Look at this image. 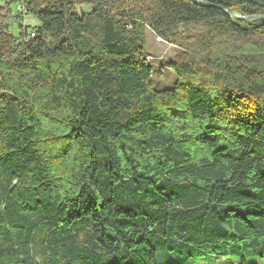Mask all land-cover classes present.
Segmentation results:
<instances>
[{"label":"trees","instance_id":"trees-1","mask_svg":"<svg viewBox=\"0 0 264 264\" xmlns=\"http://www.w3.org/2000/svg\"><path fill=\"white\" fill-rule=\"evenodd\" d=\"M201 1L0 0V264L264 258V0Z\"/></svg>","mask_w":264,"mask_h":264},{"label":"rangeland","instance_id":"rangeland-1","mask_svg":"<svg viewBox=\"0 0 264 264\" xmlns=\"http://www.w3.org/2000/svg\"><path fill=\"white\" fill-rule=\"evenodd\" d=\"M13 15H16L17 4L11 7ZM10 32L13 35L17 34L16 25L13 20L10 22ZM23 23L28 26H36L37 22L28 17H24ZM191 32L202 31L201 27L180 29ZM145 51L148 59L150 58V66L153 69V88L155 90L170 89L175 83V75L171 69V62L178 54L177 48L167 44L157 38L150 30L145 31ZM190 264H264V258L245 256L243 258L226 256V257H212L200 256L192 261Z\"/></svg>","mask_w":264,"mask_h":264},{"label":"water","instance_id":"water-1","mask_svg":"<svg viewBox=\"0 0 264 264\" xmlns=\"http://www.w3.org/2000/svg\"><path fill=\"white\" fill-rule=\"evenodd\" d=\"M197 4L198 5H202V6H208L206 5L203 1L201 0H196ZM224 13L230 17L231 19L233 20H236V21H253L255 19H259V18H262V17H242V16H239L237 14H233V13H229L227 11H224Z\"/></svg>","mask_w":264,"mask_h":264},{"label":"built area","instance_id":"built-area-1","mask_svg":"<svg viewBox=\"0 0 264 264\" xmlns=\"http://www.w3.org/2000/svg\"><path fill=\"white\" fill-rule=\"evenodd\" d=\"M31 38H33V35H30L27 39H31ZM27 39H26V40H27Z\"/></svg>","mask_w":264,"mask_h":264}]
</instances>
